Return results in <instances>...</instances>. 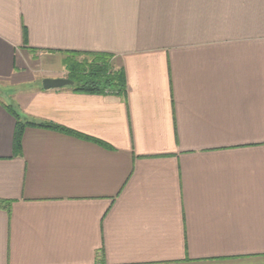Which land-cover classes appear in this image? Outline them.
Listing matches in <instances>:
<instances>
[{
    "label": "crops",
    "instance_id": "0c3cea01",
    "mask_svg": "<svg viewBox=\"0 0 264 264\" xmlns=\"http://www.w3.org/2000/svg\"><path fill=\"white\" fill-rule=\"evenodd\" d=\"M0 88V264H264V0H0Z\"/></svg>",
    "mask_w": 264,
    "mask_h": 264
},
{
    "label": "trees",
    "instance_id": "16d2710c",
    "mask_svg": "<svg viewBox=\"0 0 264 264\" xmlns=\"http://www.w3.org/2000/svg\"><path fill=\"white\" fill-rule=\"evenodd\" d=\"M85 56L86 57L80 62L74 61L72 64L68 65L71 71L70 79L74 81V85L71 87L73 90L91 93H105L107 91L117 92L118 94L125 93L124 73L121 69H115L112 63V55L106 53H95L86 54ZM7 108L15 115L17 119L15 135L16 154H19L21 151L23 132L25 127L28 125L60 130L86 138L78 133L51 123H33L23 120L12 110L11 106H8ZM100 144L104 145L101 142ZM10 206V202L0 200V208L9 209Z\"/></svg>",
    "mask_w": 264,
    "mask_h": 264
},
{
    "label": "water",
    "instance_id": "95a60500",
    "mask_svg": "<svg viewBox=\"0 0 264 264\" xmlns=\"http://www.w3.org/2000/svg\"><path fill=\"white\" fill-rule=\"evenodd\" d=\"M74 85V81L71 79H44L43 80V88L46 90L49 89H59L63 87H72Z\"/></svg>",
    "mask_w": 264,
    "mask_h": 264
},
{
    "label": "rangeland",
    "instance_id": "374dc122",
    "mask_svg": "<svg viewBox=\"0 0 264 264\" xmlns=\"http://www.w3.org/2000/svg\"><path fill=\"white\" fill-rule=\"evenodd\" d=\"M6 92H8V90L0 88V97H4L3 94L5 95Z\"/></svg>",
    "mask_w": 264,
    "mask_h": 264
}]
</instances>
